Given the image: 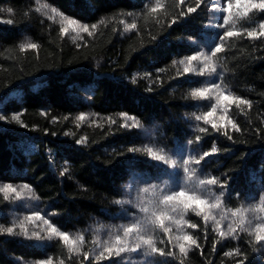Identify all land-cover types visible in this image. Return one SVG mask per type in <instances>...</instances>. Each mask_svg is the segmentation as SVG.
I'll use <instances>...</instances> for the list:
<instances>
[{"label": "trees", "instance_id": "1", "mask_svg": "<svg viewBox=\"0 0 264 264\" xmlns=\"http://www.w3.org/2000/svg\"><path fill=\"white\" fill-rule=\"evenodd\" d=\"M36 1L87 24L92 35L69 40L38 12ZM228 3L230 13L223 10ZM245 11V0L239 8L235 0H0V229L13 228L0 231V264H264V241L255 240L264 235L257 227L264 225V37L247 36L260 31L264 10ZM133 23L136 28L126 29ZM228 30L240 35L219 39ZM218 43L223 50L212 58L216 72L200 75ZM190 56L199 59L189 65ZM186 67L194 71L185 73ZM217 83L249 103L217 106L209 120L219 125L226 114L239 130L227 124L217 131L195 120L216 100L191 92ZM122 113L138 126L123 127ZM81 114L88 117L79 121ZM214 147L199 165H189L195 171L185 184L183 161ZM148 148L170 163L156 161ZM212 177L219 183L207 186L206 194L197 181ZM9 184L15 193L3 191ZM182 189L218 203L205 207L215 220L205 222L189 210L183 231L167 219L168 233L146 226L164 255L142 246L98 259L106 247L123 246L115 235L145 215L139 205L155 202L154 190L162 199ZM167 215L181 219L171 210ZM229 225L236 229L230 235ZM50 226L77 243L49 239ZM184 234L198 247L177 239ZM135 242L130 237L128 247Z\"/></svg>", "mask_w": 264, "mask_h": 264}, {"label": "snow or ice", "instance_id": "2", "mask_svg": "<svg viewBox=\"0 0 264 264\" xmlns=\"http://www.w3.org/2000/svg\"><path fill=\"white\" fill-rule=\"evenodd\" d=\"M181 3L184 2V0H180ZM235 4L236 7L239 8L241 6V0H235ZM245 16H247V12L252 10V9H259V10H264V0H259V2H254V0H245ZM156 9H152V11H155ZM225 12H231L232 10V4L228 3L227 7L223 9ZM8 11H11V9H9ZM53 11H55L53 9ZM187 11L189 13H192L194 11H196L195 8H188ZM8 23H11V21H7ZM67 23L69 25H77V29H78V34L79 32H85L88 33L89 35H92V33L89 31V26L87 24H83V25H79L77 24V21L75 20H67ZM228 23V18H225L224 20V24ZM221 27H223L224 25H220ZM93 29L96 28V25L93 24L91 26ZM131 28L134 29L136 28V24H130V25H126V29ZM259 28L260 31L257 32L255 29L253 30H249L247 31V36L249 38H256L258 36L260 37H264V22L259 24ZM62 32H68V28H62L61 29ZM240 33L236 32V31H232V30H228L225 31L223 33V36L220 37L219 39L223 40L224 38H230V37H236L239 36ZM75 39V38H74ZM28 48L31 49H35L37 48V45L35 43H30L27 45ZM223 50V45L218 43L215 45L214 51L212 52L211 56H205L204 57V63H203V67L200 68L199 70V74L200 75H204V74H208L209 76L213 73L216 72V67L215 65L212 63V58L217 54L220 53ZM199 56H190L188 57V64L191 65L193 61L198 60ZM183 62V61H182ZM189 71H194V69L190 68V67H186L184 69V72L187 73ZM215 90V93H214ZM213 94H215V100L216 103L212 106L211 110L204 113L203 116L200 115H196L195 116V120L200 121V120H204L205 123H211V127L217 131H219L221 128H226L227 124H231V126L233 128H236L235 123H233L232 121L227 119V115H223L220 117L221 120V124H217L215 121H211L209 120V117H212L214 115V113L216 112L217 106H224L226 104H235L237 107H239L241 104H248L249 101L243 100L239 97H235L232 96L231 94H226L225 91L221 88L220 84H211L209 87H201V88H196L191 92L192 97L194 98H198V99H208L210 96H212ZM225 113H227V107L224 108ZM122 116H124L126 118L125 120V124L122 125L123 127H132V126H136L135 125V118L128 116L126 113H122ZM0 119H2V117H0ZM77 119L79 121H83L85 119L84 114H81L79 117H77ZM127 121H133V124H128ZM227 123H224V122ZM115 121H113L114 123ZM236 130H239L238 128H236ZM200 132H206L207 129L205 128H200L199 129ZM225 135H227V132H225ZM201 139L200 136L196 137V140L199 141ZM229 139H231V137H229ZM82 141H77V143H81ZM189 143H191V141H189ZM128 151L133 152V151H139V149H135V148H131ZM147 153L149 156H152L155 158L156 161H162L165 162L166 164H169L170 161H167L165 159L164 155H159L156 152H154L152 150V148H148ZM216 149L215 147L212 149V152H208L205 151L200 157L199 159H192V160H184L183 161V165H185V167H183V173L184 175V183L188 184L192 181L193 178V173L195 171V169H192L189 167V165L191 163H195L197 165H199V163L201 162V160H203L205 157H208L209 155L215 153ZM173 167L175 165H172ZM218 179L215 177H212L210 179L207 180H198L197 184L198 186H202L203 187V191L206 194H211V190L207 187L209 185H217ZM223 187V186H221ZM3 191L8 192L11 191L13 193H15L17 190L16 188L12 187L10 184L7 185ZM149 191L148 188H144L143 192L147 193ZM19 195V194H18ZM153 196L155 197V202L153 200H149L148 201V206H142L139 205L140 207V211L142 213H144L145 215L140 218V219H136L134 218V222L132 224H130L129 226H120V229L122 230V235L120 234H116L115 235V244L116 245H123V246H118L115 249L113 247H106L104 249V251H102L98 257V259H105V258H111V256L113 254H115L116 256H119L121 253L127 252V251H132L135 252L139 249H141L142 246H145L147 249H150L151 253H159L160 255H164V251L163 249H159L155 246V241L152 238L151 235H148L147 232L145 231L146 226L147 225H152L155 227H159L163 230L164 233H168L170 231V229L168 227H165V220H170L172 221V223H174L176 225V227L180 230L183 231V228L181 227L182 223H187V221H183V215L184 213H186L187 211L191 210L196 212V214L199 215H203V220L205 222H207L208 220H215V217H212L210 215L205 214V207L209 208V209H215L217 207H219L218 203H209L208 200L203 199L200 195L196 194L195 190L192 191H185V190H180L179 192H174L172 194L169 195H163V198L160 199L159 195L157 192H155V190L153 191ZM138 199H142L141 197H138ZM115 203L120 204V203H124V201L121 200H117L115 201ZM163 205L165 206V208L167 210H171L174 214H179L181 216V219H174L173 216H168L167 215V210L161 211L160 210V206ZM159 211V214H157V212ZM34 216L38 217L40 216V214L34 213ZM233 215H235V213H233ZM28 219H31V217H29ZM45 224H48L49 221L45 220L44 221ZM244 221L241 220L240 224L243 225ZM190 228L192 229H197L199 227V225L197 224H189L188 225ZM215 226L217 228H219L220 226V221H215ZM21 227H23V225H21ZM258 228H262L264 229V225H258ZM0 231H6L7 233H13V228L12 227H8L7 229H0ZM49 239H51L52 236H56L59 237L65 244H76L77 241L75 240H71L69 234L67 232L64 231H60L58 230L57 227L55 226H50L49 229ZM236 229L233 228L231 225H229V232L228 234L230 235L231 233L235 232ZM25 235H27V232L25 231L24 233ZM33 236H38V233H33ZM221 236H224L225 233L223 231L220 232ZM132 237L135 239V244L133 247L129 248L128 247V241L129 238ZM177 239L189 242L191 245H197V241L196 239L191 235V234H184L180 237H178ZM80 241H83V237H79ZM255 240L256 241H264V235H260V234H256L255 235ZM179 251L181 253H185V244L184 243H180L179 244ZM105 252L108 254L107 257H105ZM168 255H172L171 252L168 253ZM229 255H231V253H229ZM87 253L85 254V259H87ZM40 264H52L51 259L45 260V261H41ZM238 264H243V262H238Z\"/></svg>", "mask_w": 264, "mask_h": 264}, {"label": "rangeland", "instance_id": "3", "mask_svg": "<svg viewBox=\"0 0 264 264\" xmlns=\"http://www.w3.org/2000/svg\"><path fill=\"white\" fill-rule=\"evenodd\" d=\"M36 5H37V10H38V12L40 13V14H42V15H44V16H46V17H48L49 19H51V20H53V21H55V22H57L59 25H60V27H61V29L62 28H68V32H63V34L69 39V40H71V41H73V42H78L80 39H81V37H82V35H83V33L84 32H79V34H78V29H77V25H69L68 23H67V20H69V19H71V20H74V19H72V18H70V17H67V16H65V15H63V14H61V13H59L55 8H53V7H51L50 5H48V4H45L44 2H42V1H36ZM53 9L55 10V11H53ZM75 21H77V20H75ZM77 24H79V25H83V23L82 22H79V21H77ZM75 38V39H74ZM18 90H16V91H14L13 93H10V96L9 97H13L14 95H16V94H18ZM14 94V95H13ZM85 116V119L88 117L87 115H84ZM132 121H128V123H131ZM138 125H136V127H137ZM141 136L142 137H145V138H148V132L147 131H145V130H143L142 132H141Z\"/></svg>", "mask_w": 264, "mask_h": 264}]
</instances>
